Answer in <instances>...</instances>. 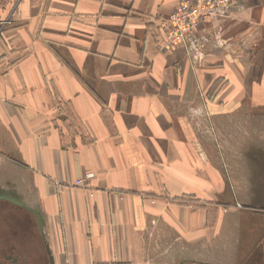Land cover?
I'll return each mask as SVG.
<instances>
[{
	"label": "crops",
	"instance_id": "1",
	"mask_svg": "<svg viewBox=\"0 0 264 264\" xmlns=\"http://www.w3.org/2000/svg\"><path fill=\"white\" fill-rule=\"evenodd\" d=\"M233 1L172 52L181 0L0 2V228L34 223L49 264H218L185 202L208 198V119L264 117V0Z\"/></svg>",
	"mask_w": 264,
	"mask_h": 264
},
{
	"label": "rangeland",
	"instance_id": "2",
	"mask_svg": "<svg viewBox=\"0 0 264 264\" xmlns=\"http://www.w3.org/2000/svg\"><path fill=\"white\" fill-rule=\"evenodd\" d=\"M214 121L208 119L209 133L215 138L214 130H222V137L208 144V198H191L186 205L206 204L213 224L208 233L222 240L208 242L209 256L218 264H264V117L252 119L240 111L217 127ZM29 228L35 237L34 223ZM21 232L16 236L24 240Z\"/></svg>",
	"mask_w": 264,
	"mask_h": 264
},
{
	"label": "built area",
	"instance_id": "3",
	"mask_svg": "<svg viewBox=\"0 0 264 264\" xmlns=\"http://www.w3.org/2000/svg\"><path fill=\"white\" fill-rule=\"evenodd\" d=\"M233 5V0H181L176 10L161 23L164 36L158 43V48L167 52L175 51L179 47L190 50L197 43L195 33L200 25L203 22H214L218 18H228ZM195 60L193 57V61ZM87 177L75 181L74 186H84Z\"/></svg>",
	"mask_w": 264,
	"mask_h": 264
},
{
	"label": "flooded vegetation",
	"instance_id": "4",
	"mask_svg": "<svg viewBox=\"0 0 264 264\" xmlns=\"http://www.w3.org/2000/svg\"><path fill=\"white\" fill-rule=\"evenodd\" d=\"M30 224L26 219L24 224H4L6 229L0 228V264H49L40 233L34 225L37 234L33 237ZM21 231L26 234L24 240L16 236ZM21 249L25 251L22 255Z\"/></svg>",
	"mask_w": 264,
	"mask_h": 264
}]
</instances>
